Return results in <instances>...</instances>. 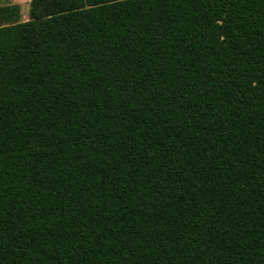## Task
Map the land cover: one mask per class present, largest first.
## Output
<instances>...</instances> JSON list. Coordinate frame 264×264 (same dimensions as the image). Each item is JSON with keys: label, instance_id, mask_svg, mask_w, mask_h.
I'll list each match as a JSON object with an SVG mask.
<instances>
[{"label": "trees", "instance_id": "trees-1", "mask_svg": "<svg viewBox=\"0 0 264 264\" xmlns=\"http://www.w3.org/2000/svg\"><path fill=\"white\" fill-rule=\"evenodd\" d=\"M0 4V264H264V0Z\"/></svg>", "mask_w": 264, "mask_h": 264}, {"label": "crops", "instance_id": "crops-1", "mask_svg": "<svg viewBox=\"0 0 264 264\" xmlns=\"http://www.w3.org/2000/svg\"><path fill=\"white\" fill-rule=\"evenodd\" d=\"M30 2V0H0V4H4V3H18L20 4V6L22 7L23 4H28ZM22 13V11H21ZM28 16V15H27ZM27 17L25 14L22 13V20H26Z\"/></svg>", "mask_w": 264, "mask_h": 264}, {"label": "rangeland", "instance_id": "rangeland-1", "mask_svg": "<svg viewBox=\"0 0 264 264\" xmlns=\"http://www.w3.org/2000/svg\"><path fill=\"white\" fill-rule=\"evenodd\" d=\"M29 6H30V4L28 3V4H23L22 5V7H21V11H22V13L23 14H25L26 15V17L28 18V13H29ZM21 13V14H22ZM22 18V17H21Z\"/></svg>", "mask_w": 264, "mask_h": 264}]
</instances>
